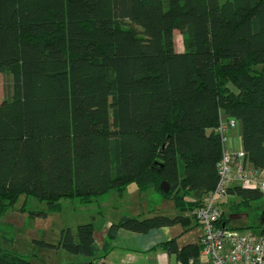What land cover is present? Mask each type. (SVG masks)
Returning a JSON list of instances; mask_svg holds the SVG:
<instances>
[{"label":"trees","instance_id":"1","mask_svg":"<svg viewBox=\"0 0 264 264\" xmlns=\"http://www.w3.org/2000/svg\"><path fill=\"white\" fill-rule=\"evenodd\" d=\"M259 64L264 0H0V73L11 75L0 100V215L20 195L52 212L62 198L86 204L130 183L173 202L174 217L122 215L101 248L91 221L38 242L95 261L120 230L198 223L192 211L217 182L222 115L238 121L251 167L264 169ZM227 194L238 211L264 195L239 185ZM158 248L198 264V244ZM0 264L30 263L0 248Z\"/></svg>","mask_w":264,"mask_h":264},{"label":"rangeland","instance_id":"2","mask_svg":"<svg viewBox=\"0 0 264 264\" xmlns=\"http://www.w3.org/2000/svg\"><path fill=\"white\" fill-rule=\"evenodd\" d=\"M183 40L184 37L175 31L174 48L182 50ZM254 68L264 71V65L259 64ZM10 84L11 75L0 73V100L6 97V90ZM131 188L134 186L131 185ZM110 194L103 197L99 195L90 204H83L76 198H62L59 200L61 211L52 212L46 211L45 202H40L31 195H20L15 203L0 215V248L9 255L25 259L30 264H88L90 259L85 256L68 253L62 248L41 246L38 242L55 244L62 229L74 230L78 224L90 221H95L96 226L107 219L117 221L124 211L134 213L130 212V208H136L135 213L139 212L135 217L144 218L157 214L160 209L158 207H162L158 201L147 197L148 195L132 205L129 203V200L134 202L132 195L125 194L126 197L120 199L112 195L115 194L114 191ZM164 202H167L169 206L166 207L165 213L170 217L175 215L171 201L166 199ZM224 209L229 227L234 229L248 227L245 230L254 233H258L264 227V195L252 201L247 209L242 208L238 211L237 208L231 207L229 201L224 203ZM39 211H45L46 216L30 215V212ZM175 213H179L178 210H175Z\"/></svg>","mask_w":264,"mask_h":264},{"label":"built area","instance_id":"3","mask_svg":"<svg viewBox=\"0 0 264 264\" xmlns=\"http://www.w3.org/2000/svg\"><path fill=\"white\" fill-rule=\"evenodd\" d=\"M238 127L235 118L220 120L215 131L220 134L222 145L228 128ZM217 182L204 197L203 203L192 211L198 221L201 234L198 238V264H264V234L238 230L221 223V203L227 196V189L239 185L264 193V179L259 171L248 165L242 151L223 147L217 163ZM180 264V263H177ZM188 264H193L190 260Z\"/></svg>","mask_w":264,"mask_h":264},{"label":"crops","instance_id":"4","mask_svg":"<svg viewBox=\"0 0 264 264\" xmlns=\"http://www.w3.org/2000/svg\"><path fill=\"white\" fill-rule=\"evenodd\" d=\"M175 50L182 51L183 49L182 50L175 49ZM224 119L225 116L222 115L220 120H224ZM225 137L226 140L223 145L224 148L233 151L242 150L240 126L236 128H228L227 131L225 132ZM248 165H250L249 162ZM259 175L260 178L264 179V169L259 171ZM131 185H133L134 188H131ZM111 191H114L115 193L112 195H116L120 199H124V197H126L125 194L132 195L134 197V202H132V200H129V203H131L132 205H134L133 203L137 204L140 198L143 199L145 195H148L147 197H152L153 199L158 201V203L162 206V207H158L160 208L158 209V213L160 214L157 213L156 215L169 216L167 215V213H165L168 204L167 202H164V200L168 198L160 195L154 190L139 191L135 184L130 183L129 185L125 186L121 191L118 190H111ZM111 191L102 194L101 197L111 195L110 194ZM96 198L97 197H93L90 203H92ZM230 200L234 201L235 199L232 195L227 194V196L223 199L221 203L222 212L224 214L226 211L224 209V203L226 201L230 202ZM171 205H172L171 206L172 211H174L175 214L172 215V217H174L178 213H175L176 208L174 207L172 201H171ZM130 210H131L130 212H134V213H127L128 211H124V213L120 214L119 218L122 215L137 216V214H139V212L135 213L137 210L136 208L135 209L130 208ZM94 222L95 221H93L94 240L97 246L101 248L103 246L110 224L116 221H114L113 219H107L104 222H101L98 226H96ZM186 227L187 229H183L182 226L176 224L171 227H162L159 230H153L145 234L120 230L116 238L112 241L110 250L103 257H101L96 261L91 259L90 261L88 260L89 261L88 264L90 263L92 264H176L175 255L169 254L166 251L158 248V245L160 242L168 241L172 238H175L178 248H181L186 244H191V243L197 244L198 238L201 234V228L199 223H197L195 220L192 219L189 225Z\"/></svg>","mask_w":264,"mask_h":264},{"label":"water","instance_id":"5","mask_svg":"<svg viewBox=\"0 0 264 264\" xmlns=\"http://www.w3.org/2000/svg\"><path fill=\"white\" fill-rule=\"evenodd\" d=\"M169 184L166 182V181H162L161 183H160V190L162 191V192H167L168 190H169ZM90 264H92V263H90Z\"/></svg>","mask_w":264,"mask_h":264}]
</instances>
